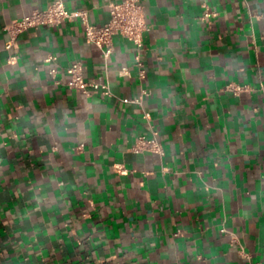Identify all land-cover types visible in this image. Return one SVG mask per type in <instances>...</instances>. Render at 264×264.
Returning <instances> with one entry per match:
<instances>
[{
	"label": "crops",
	"instance_id": "0c3cea01",
	"mask_svg": "<svg viewBox=\"0 0 264 264\" xmlns=\"http://www.w3.org/2000/svg\"><path fill=\"white\" fill-rule=\"evenodd\" d=\"M54 1L0 0V264H264V0H140L109 58L80 18L8 48ZM63 1L101 26L123 0Z\"/></svg>",
	"mask_w": 264,
	"mask_h": 264
},
{
	"label": "built area",
	"instance_id": "2783aa9c",
	"mask_svg": "<svg viewBox=\"0 0 264 264\" xmlns=\"http://www.w3.org/2000/svg\"><path fill=\"white\" fill-rule=\"evenodd\" d=\"M80 18L85 26V36L89 43L94 44L101 50L105 58H109L114 50V39L121 36L130 42L134 43L137 47L143 48L144 35L149 27L144 15V9L140 0H123L118 3H112L110 6V19L101 26L92 25L87 21L85 12H70L63 0H56L52 2L44 10H36L32 14L24 16L23 18L14 21L7 29L12 35L11 43L8 48H11L17 36L25 31L40 26H56L63 24L66 21ZM138 66L140 68V78H147V70L143 63L138 59ZM52 72L56 73L57 70L53 69ZM69 75V87L77 89L84 93H88L90 88L95 90L103 89L104 94L109 96L110 90L108 85H102L97 82H89L85 79L83 74V64L76 62L67 68ZM228 89L235 94L244 90V87L230 84ZM146 94V92H145ZM142 97L134 100L125 99V103L142 104ZM146 119H151V113L145 112ZM153 138L141 136L137 140V148L140 151H153L163 154V148L157 141V132H154Z\"/></svg>",
	"mask_w": 264,
	"mask_h": 264
}]
</instances>
